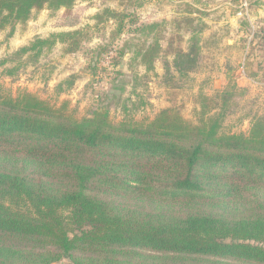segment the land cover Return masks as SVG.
Wrapping results in <instances>:
<instances>
[{
  "label": "trees",
  "instance_id": "trees-1",
  "mask_svg": "<svg viewBox=\"0 0 264 264\" xmlns=\"http://www.w3.org/2000/svg\"><path fill=\"white\" fill-rule=\"evenodd\" d=\"M45 2L0 0V24L5 11L26 20ZM81 35L64 38L69 50ZM146 44L137 55L151 64L161 49ZM173 49L179 72L196 67L195 47ZM65 258L264 264V119L248 133L224 132L216 118L185 123L176 109L116 123L107 109L80 118L38 95L0 93V264Z\"/></svg>",
  "mask_w": 264,
  "mask_h": 264
},
{
  "label": "clouds",
  "instance_id": "clouds-1",
  "mask_svg": "<svg viewBox=\"0 0 264 264\" xmlns=\"http://www.w3.org/2000/svg\"><path fill=\"white\" fill-rule=\"evenodd\" d=\"M3 16L0 93L6 97L38 95L81 115L107 109L117 123L126 117L151 123L163 109L178 110L182 122L194 125L216 118L234 132L264 119V0H46L26 20ZM76 33L89 39L82 50H69L64 38ZM137 39L158 40L161 51L151 64L126 47ZM39 42L44 55L32 61ZM170 44L185 53L195 47L204 59L179 73L176 54H165ZM169 72L179 87L164 83ZM117 98L118 107L109 109ZM214 103L220 106L208 107Z\"/></svg>",
  "mask_w": 264,
  "mask_h": 264
},
{
  "label": "rangeland",
  "instance_id": "rangeland-1",
  "mask_svg": "<svg viewBox=\"0 0 264 264\" xmlns=\"http://www.w3.org/2000/svg\"><path fill=\"white\" fill-rule=\"evenodd\" d=\"M81 37H82V41H86V40L89 39V37L86 36V35H81ZM159 39H163V37L161 36V37L158 38V40H159ZM158 40H157V41H158ZM82 41H81V44H80V48H79L78 50H82V48H83ZM144 41H145V40L141 41V40H139V39H137V41H136L135 43H133V42L130 41V42L126 45V47H128L129 49H132V48H136V49H137V48L141 45V43H143ZM146 41H147V40H146ZM147 43H148V42H147ZM153 44H154V43H153ZM146 45H148V44H146ZM102 51L106 53V52L109 51V49H108V48H104ZM160 51H161V50H160ZM160 51H159V53H160ZM172 53H174V49H173L172 47H169V48L167 49V51H166L165 54L167 55V54H172ZM42 55H44V51H43L39 56L34 55L33 57L30 58V60H32V61L38 60ZM98 55H99V54H98ZM120 55L122 56L123 53L121 52ZM158 55H159V54H158ZM155 59H156V58H155ZM203 59H204V57H201L200 54H199V52H198V60H197L196 67H197L198 63H199L200 61H202ZM154 61H155V60H154ZM113 62H114V63H119L120 61H119V59H116V60H114ZM140 63H142L141 60H140ZM196 67H195V68H196ZM89 68H90V70H91V72H92L93 74H95V73L98 71V69H97L96 66L90 65ZM195 68H194L193 70H195ZM176 70H177V69H176ZM193 70H192V71H193ZM177 72H179V71L177 70ZM169 73H171V72H169ZM179 73H181V72H179ZM182 74H183V73H182ZM117 75H123V74H117ZM171 76H172V74H171ZM171 76L168 75V77L165 79L164 83H165V84H169V85H171L172 87H179V85L175 83L174 78H173V81H170V80H169ZM118 105H119V99L117 98V99H114V100L108 105V108L111 109V108L114 107V106H117V107H118ZM92 111H95V110H91V111H89V112H87L86 114H83V115H81V114H79V113H77V112H75V114H76L78 117L81 118V117H84V116H88V115H90V113H91ZM128 119H130V118H128V117L125 118V120H128ZM113 121L116 122L115 120H113ZM116 123H117V122H116ZM249 130H250V129L241 130V131H239V132H234V131H232L231 129H223V131H224V132H227V133H248ZM55 264H72V262H71L70 260H68L67 258H65V259H63V260H61L60 262L55 263Z\"/></svg>",
  "mask_w": 264,
  "mask_h": 264
}]
</instances>
